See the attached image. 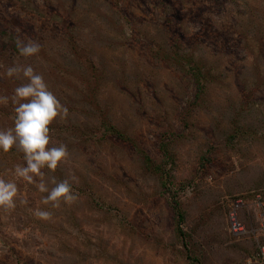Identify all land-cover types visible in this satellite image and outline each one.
Listing matches in <instances>:
<instances>
[{
  "label": "rangeland",
  "instance_id": "374dc122",
  "mask_svg": "<svg viewBox=\"0 0 264 264\" xmlns=\"http://www.w3.org/2000/svg\"><path fill=\"white\" fill-rule=\"evenodd\" d=\"M17 37L39 53L14 51ZM14 66H31L67 107L49 147L66 145L68 156L28 183L15 175L24 154L0 150V178L18 187L16 207L0 208V264H248L257 255L264 0H0V97L9 98L0 130L14 127L11 97L28 82L7 76ZM41 179L49 190L68 180L77 199L44 204ZM236 200L249 232L240 238L229 232Z\"/></svg>",
  "mask_w": 264,
  "mask_h": 264
},
{
  "label": "clouds",
  "instance_id": "9594fccd",
  "mask_svg": "<svg viewBox=\"0 0 264 264\" xmlns=\"http://www.w3.org/2000/svg\"><path fill=\"white\" fill-rule=\"evenodd\" d=\"M16 47L20 55L30 57L40 51V44L29 40L25 43L17 37ZM23 74L28 82L17 87L12 102L18 106L15 108L14 127L7 130H0V150L8 153L14 146L24 154L26 166L16 165L15 175L34 183L36 177H43L42 169L45 167L55 171L58 165L68 156L67 146L49 147L50 125L57 117L64 118L68 115V109L61 104L60 100L48 89L42 75L37 74L31 66H14L7 70V76L12 77ZM8 97H0V102L7 104ZM23 101V102H22ZM55 187L49 188L41 179L36 186L41 193L47 192L43 197V203L51 202L53 207H60L61 202L72 203L77 199L68 180L52 181ZM18 194V187L15 182L6 181L0 178V208L5 212L16 207L15 198ZM43 220L51 219V213L37 209L34 213Z\"/></svg>",
  "mask_w": 264,
  "mask_h": 264
},
{
  "label": "built area",
  "instance_id": "2783aa9c",
  "mask_svg": "<svg viewBox=\"0 0 264 264\" xmlns=\"http://www.w3.org/2000/svg\"><path fill=\"white\" fill-rule=\"evenodd\" d=\"M257 203L259 206H261L262 203V197L260 195L256 198ZM234 206L236 208L232 209L228 215V221H229V232L231 235L235 237H244L247 236L248 229L246 225L240 220L238 210L241 207V205L244 204L242 200H236L233 202ZM248 264H264V245H261L259 248V251L256 256H253L252 258H249L247 261Z\"/></svg>",
  "mask_w": 264,
  "mask_h": 264
},
{
  "label": "trees",
  "instance_id": "16d2710c",
  "mask_svg": "<svg viewBox=\"0 0 264 264\" xmlns=\"http://www.w3.org/2000/svg\"><path fill=\"white\" fill-rule=\"evenodd\" d=\"M6 47H7V45H6L5 43H3V45H2V52L5 51V48H6ZM13 50L19 53V50H18L17 47H16V43L14 44V48H13ZM176 54H177V51H176ZM188 57H191V56L188 55ZM9 58H11V57H9ZM187 60H188V59H187ZM7 64H8V62H7ZM196 69H197V67H196ZM194 72H195V73H194L193 76H195V79H198L199 81L202 82V83L200 84V87H199L198 91H201V93H203V92H204V88H205V86H206V84H207V76H206V74H203V73H202L200 70H198V69H197V71L194 70ZM196 72H197V74H196ZM203 78L205 79V81L202 80ZM165 145H166V143L162 142L161 147H163V146H165ZM177 214H178V217H179V222H180V224L183 223V221H184V216H183L180 212H177ZM182 233H183V232H182ZM183 235H185V234L183 233Z\"/></svg>",
  "mask_w": 264,
  "mask_h": 264
}]
</instances>
